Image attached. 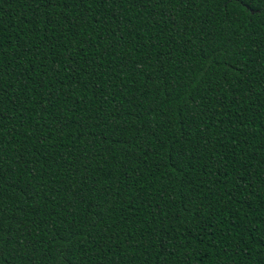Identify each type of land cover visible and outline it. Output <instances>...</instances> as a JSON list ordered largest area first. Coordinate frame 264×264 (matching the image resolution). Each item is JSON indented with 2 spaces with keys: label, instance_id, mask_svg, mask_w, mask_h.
I'll list each match as a JSON object with an SVG mask.
<instances>
[{
  "label": "trees",
  "instance_id": "trees-1",
  "mask_svg": "<svg viewBox=\"0 0 264 264\" xmlns=\"http://www.w3.org/2000/svg\"><path fill=\"white\" fill-rule=\"evenodd\" d=\"M0 251L264 264V0H0Z\"/></svg>",
  "mask_w": 264,
  "mask_h": 264
},
{
  "label": "snow or ice",
  "instance_id": "snow-or-ice-1",
  "mask_svg": "<svg viewBox=\"0 0 264 264\" xmlns=\"http://www.w3.org/2000/svg\"><path fill=\"white\" fill-rule=\"evenodd\" d=\"M88 3L91 2V0H87ZM113 3L116 2V0H112ZM122 2H126V0H122ZM234 2V0H225V4ZM238 2L241 5L246 6L249 3V0H238ZM86 3V0H47V6L49 8H54L56 7L58 4L63 8L66 9H72L76 6H82ZM3 256V252L0 251V257ZM0 264H6V262L0 260Z\"/></svg>",
  "mask_w": 264,
  "mask_h": 264
}]
</instances>
